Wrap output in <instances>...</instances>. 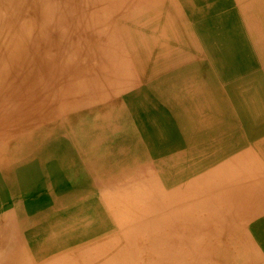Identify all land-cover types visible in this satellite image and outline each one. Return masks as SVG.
Returning a JSON list of instances; mask_svg holds the SVG:
<instances>
[{
    "label": "bare ground",
    "instance_id": "6f19581e",
    "mask_svg": "<svg viewBox=\"0 0 264 264\" xmlns=\"http://www.w3.org/2000/svg\"><path fill=\"white\" fill-rule=\"evenodd\" d=\"M0 264H264V0H0Z\"/></svg>",
    "mask_w": 264,
    "mask_h": 264
},
{
    "label": "rangeland",
    "instance_id": "374dc122",
    "mask_svg": "<svg viewBox=\"0 0 264 264\" xmlns=\"http://www.w3.org/2000/svg\"><path fill=\"white\" fill-rule=\"evenodd\" d=\"M26 199H27V198H26ZM26 199H25V200H26Z\"/></svg>",
    "mask_w": 264,
    "mask_h": 264
}]
</instances>
